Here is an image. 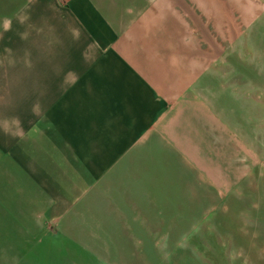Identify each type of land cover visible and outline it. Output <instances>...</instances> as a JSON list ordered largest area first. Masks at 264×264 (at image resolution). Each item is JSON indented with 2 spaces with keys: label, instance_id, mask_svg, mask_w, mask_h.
<instances>
[{
  "label": "rangeland",
  "instance_id": "rangeland-1",
  "mask_svg": "<svg viewBox=\"0 0 264 264\" xmlns=\"http://www.w3.org/2000/svg\"><path fill=\"white\" fill-rule=\"evenodd\" d=\"M166 1L173 32L152 50L173 64L176 91L221 122L210 137L219 168L209 161L207 177L179 168L182 182L160 168L155 193L165 198L138 205L120 183L119 158L83 191L61 177L27 191L25 180L41 181L38 162L2 163L0 198L10 209L1 210L12 222L0 216V264H264V0ZM24 121L10 137L37 151L43 135L28 136Z\"/></svg>",
  "mask_w": 264,
  "mask_h": 264
},
{
  "label": "crops",
  "instance_id": "crops-1",
  "mask_svg": "<svg viewBox=\"0 0 264 264\" xmlns=\"http://www.w3.org/2000/svg\"><path fill=\"white\" fill-rule=\"evenodd\" d=\"M175 14L160 0H0V172L34 159L41 181L25 180L27 191L60 177L83 191L119 158L120 183L140 205L165 198L155 193L160 168L172 182H182V167L205 177L209 161L219 168L210 137L221 122L176 91L173 64L152 50L170 38ZM22 118L28 136L43 135L37 151L10 137ZM7 200L0 216L8 218Z\"/></svg>",
  "mask_w": 264,
  "mask_h": 264
}]
</instances>
